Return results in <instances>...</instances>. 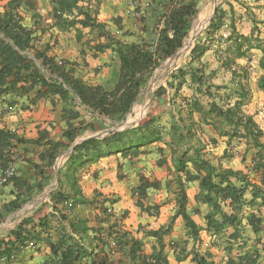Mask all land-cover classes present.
Wrapping results in <instances>:
<instances>
[{
	"label": "crops",
	"instance_id": "obj_1",
	"mask_svg": "<svg viewBox=\"0 0 264 264\" xmlns=\"http://www.w3.org/2000/svg\"><path fill=\"white\" fill-rule=\"evenodd\" d=\"M132 3L130 0H0V13L14 9L19 24L32 32L29 58L46 79L50 75L34 59L36 51L61 66L68 77L111 92L119 79L120 61L116 46L101 48L108 43L107 34L126 44L155 45L157 41L160 9L149 5L148 0L134 2L137 9ZM57 14L62 16L60 21L55 17ZM84 14L103 29L78 23ZM31 70L32 67L26 74ZM12 81L13 77H9L0 84V90ZM24 85L18 82L14 90L0 94V130L12 135L3 151L17 169L15 178L0 188V237L27 218L37 223L39 218L47 216L49 225L46 230L35 228L38 239L19 253L15 264H48L54 259L50 246L56 244L62 232L71 234L88 253L79 264H98L101 260L106 264H143L157 255L167 264H193L196 253L208 254V264H264V203L259 195L254 198L257 190L264 191V185L262 172L254 170L255 150L244 139L220 137L209 124L196 128L195 137L205 145L203 158L246 179H230L236 188H244V192L236 206L234 223L224 224L217 234L208 227V217L214 209L204 200L206 193L200 187L194 167L188 163L186 172L175 168L176 156L168 145V133L177 116L175 106L169 101L173 99L178 106L180 97L190 95H182L180 90L173 98L174 91L167 89L163 99L153 96L152 108L141 120L157 119L163 127L162 139L141 147L137 157L114 151L68 172L63 165L75 145L133 128L140 121L131 127L121 126L128 114L121 122L112 121L88 111L71 92L61 97L46 92V88L39 91L37 86L20 91ZM194 119L197 120L196 116ZM74 128L80 130L75 141L56 157L52 176L46 182L49 172L42 157L49 143L67 144L64 134ZM101 131L105 134L100 135ZM61 167L60 180L54 188L56 170ZM188 175L197 177L187 180ZM179 182L186 197L184 212L198 230L195 239L190 236L182 215H177ZM40 183L43 189L39 191ZM57 188L69 194L77 191L87 202L69 200L66 205H58L67 218L64 222L51 208L49 196ZM11 208L16 209L10 212ZM106 210L111 212L107 214ZM220 212L227 216L233 213L228 201ZM214 218L219 221L220 214ZM70 221L86 228L81 239L69 231ZM167 228L168 232L162 233ZM112 231L117 235L108 236ZM153 232L159 233L154 236ZM122 233L123 245L111 247L113 237L118 238Z\"/></svg>",
	"mask_w": 264,
	"mask_h": 264
},
{
	"label": "trees",
	"instance_id": "obj_2",
	"mask_svg": "<svg viewBox=\"0 0 264 264\" xmlns=\"http://www.w3.org/2000/svg\"><path fill=\"white\" fill-rule=\"evenodd\" d=\"M130 1L134 3L140 0ZM148 1L149 5L160 9L155 45L145 43L126 44L110 37L108 34L106 36L108 43L101 45V48L116 46L120 61L119 79L115 89L111 92H105L100 87L86 86L80 81L68 77L64 74L61 66H57L42 53L36 51L34 52V59L40 61L42 67L50 75V78L46 79L44 74L36 68L34 61L29 58V52L32 50L30 46L32 32L19 24L20 18L14 9L10 8L4 13H0V84L6 82L9 77H13V81L9 83L10 85L0 90V94L14 90L18 82L25 84L19 88L20 91L37 86L39 91L46 88V92L58 94L61 97H65L68 92H71L79 98L81 105L91 113L112 121H123L126 115L130 113L140 92L148 84L153 72L162 62L172 57L182 47L191 29L192 22L198 15L201 3V0ZM225 15L226 13L220 6L215 9L205 31L206 39L212 40L215 33L224 26ZM55 17L57 21H60L62 16L57 14ZM90 21L89 15H85L83 20H79L78 23L83 26L88 25L103 29L101 24ZM230 29L231 32L226 41L230 44L228 50L233 52L234 59H245L251 50H257L262 54L258 65L264 71V42L260 39L257 28L253 26L249 36L237 33L233 24H231ZM206 41L203 43L197 42L193 46L187 63L170 74L169 79L166 81L167 88L160 86L155 92L154 98L163 99L167 89L174 91L173 98H175L184 84H187L192 91L190 97H180L178 106H176L177 104L173 99L169 101L171 105L175 106L177 122H174L169 128L168 145L176 156V170L186 172L187 164L191 163L198 178L200 177V187L206 193L204 200L211 203L214 209V213L208 217V227L212 229L213 234H217L224 224L234 223L236 206L239 204L244 192V188H236L230 179L237 178L243 181L246 179L238 172L223 169L220 166L215 167L203 158L202 152L205 145L201 144L195 137L196 128L203 124H209L220 137L244 139L255 150L254 170L262 172V185H264V142L261 141V138L264 137V133L243 109L250 99L247 70L242 69L236 72L233 67L234 62L225 58L220 60L221 68L230 72L235 82L230 87L211 84L209 75L199 65L201 59L210 50ZM30 67H32L31 72L29 71L26 74ZM21 70H24L22 74L20 73ZM58 79L61 82H58ZM26 86L27 88H25ZM256 86L264 95V75L258 78ZM221 91H223L222 94H220ZM195 116L197 120L194 119ZM188 120H190L189 123H187ZM162 129L163 127L158 125L157 119L148 118L141 120L133 128L109 133L99 139H88L73 147L63 166L67 167L69 170H66L70 172L71 169L74 170L82 163H87L94 158L114 151L120 152L123 156L137 157L141 152V147L162 139L160 135ZM79 131L74 128L64 134V138L68 141L67 144L64 142L49 143L48 149L42 157V160L48 166L49 172L45 176L46 182L50 180V174L52 176L51 167L56 157L62 151L69 149ZM11 136L9 133L0 130V167H4L10 160L6 152L3 151V146L7 145ZM194 139L196 143L192 142ZM89 155H91L90 158H88ZM62 167L58 170L59 180ZM197 176L188 175L186 179L192 180ZM178 184L177 215H182L190 236L195 239L198 230L194 223L186 217L184 212L186 197L183 184L181 182ZM37 188L40 191L43 189V185L40 183ZM258 195L264 203V191L257 190L254 198ZM49 197L52 211L58 212L59 220L63 222L67 218L58 209V205H66L69 200L87 203L85 199L79 196L77 191L69 194L61 188L54 190ZM219 200L221 203L218 202ZM227 201L233 211L230 216L220 212L221 206L225 205ZM105 213H107V210ZM217 213L221 217L219 221L214 218ZM48 221L47 216L39 218L37 223H33L31 218H27L22 220L15 229L8 232L5 237H0V264H15L18 262L19 253L30 242L38 239L39 234L35 228L39 230L48 229ZM31 223L32 225L29 226ZM68 227L69 231L79 238L82 235L81 233L86 230L83 225L73 221L68 223ZM168 230L169 228L162 231V233H166ZM113 233L115 232L112 231L107 234L110 236ZM158 233L153 232L151 234L156 236ZM115 234L117 235V233ZM122 237L123 233L118 238L113 237L117 246L121 247L123 245L120 242ZM50 247L54 259L49 261L48 264H79L82 258L88 254L74 237L66 232H62L56 244ZM208 259V254L196 253L193 256V264H208ZM149 260H154L155 264H167L159 255L151 257ZM98 264H106V261L101 260ZM143 264H148V262Z\"/></svg>",
	"mask_w": 264,
	"mask_h": 264
},
{
	"label": "rangeland",
	"instance_id": "obj_3",
	"mask_svg": "<svg viewBox=\"0 0 264 264\" xmlns=\"http://www.w3.org/2000/svg\"><path fill=\"white\" fill-rule=\"evenodd\" d=\"M218 6H220L226 13L224 26L215 33L212 40H208L206 39L205 31ZM204 9H206L205 21L202 22L197 33L191 38V42L186 44L189 40L192 29H194L199 16ZM231 24L235 26L237 33L243 36H249L252 27H256L260 39L264 42V0H201L198 15L192 22L191 29L182 47L172 57L162 62L153 72L148 84L142 90L140 97L134 103L130 113L127 115L126 122L123 121L124 123L121 126L131 127L134 126L135 122H139L141 119L145 118L152 108L153 96L157 89L160 86L167 88L166 81L169 79L170 74L187 63L189 53L193 46L197 42L203 43L207 40L206 43L210 50L201 59L199 65H201L205 73L209 75L210 83L213 85H225L230 87V85L235 82L230 72L221 68L220 60H224L225 58L234 62L233 67L236 72L246 69L250 99L243 109L253 118L259 129L264 133V95L256 86L258 78L264 75V71L260 69L258 65L262 54L257 50H251L250 54L247 55V58L234 59L233 52L228 50L230 44L226 41V38L231 32ZM188 82L189 81L187 80V83ZM180 93L182 95H192V91L187 84L182 86ZM222 93L223 91L220 92V94ZM164 102L166 101L164 100ZM137 107L140 108L138 111L135 110ZM104 134L105 131L100 133V135ZM261 141L264 142V137L261 138ZM57 182L58 180L54 183V188ZM1 209L2 207H0V212ZM14 209L16 208H11L9 210L11 212Z\"/></svg>",
	"mask_w": 264,
	"mask_h": 264
},
{
	"label": "built area",
	"instance_id": "obj_4",
	"mask_svg": "<svg viewBox=\"0 0 264 264\" xmlns=\"http://www.w3.org/2000/svg\"><path fill=\"white\" fill-rule=\"evenodd\" d=\"M134 7V9H137L136 4L132 3L131 5ZM16 167L12 159L9 160V162L4 166L0 167V188L4 187L6 184L10 182L12 178L16 175ZM111 210H107V213H110ZM110 246L115 247V241L112 239L110 241ZM148 264H155L154 260H149Z\"/></svg>",
	"mask_w": 264,
	"mask_h": 264
},
{
	"label": "bare ground",
	"instance_id": "obj_5",
	"mask_svg": "<svg viewBox=\"0 0 264 264\" xmlns=\"http://www.w3.org/2000/svg\"><path fill=\"white\" fill-rule=\"evenodd\" d=\"M206 9L202 10L200 16H199V19H198V22L197 24L195 25L194 29H192V32H191V35L189 37V40L187 41L186 44L190 43L191 42V38H193V36L197 33V31L199 30L202 22L205 21V15H206ZM185 48V47H184ZM187 49V48H186ZM184 53V52H183Z\"/></svg>",
	"mask_w": 264,
	"mask_h": 264
},
{
	"label": "water",
	"instance_id": "obj_6",
	"mask_svg": "<svg viewBox=\"0 0 264 264\" xmlns=\"http://www.w3.org/2000/svg\"><path fill=\"white\" fill-rule=\"evenodd\" d=\"M58 180V173H57V170H56V181Z\"/></svg>",
	"mask_w": 264,
	"mask_h": 264
}]
</instances>
